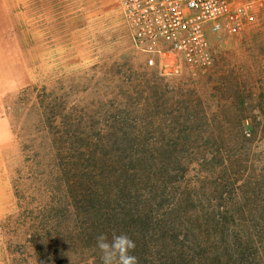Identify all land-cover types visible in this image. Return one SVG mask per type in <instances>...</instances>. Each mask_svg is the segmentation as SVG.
Listing matches in <instances>:
<instances>
[{
	"label": "rangeland",
	"instance_id": "374dc122",
	"mask_svg": "<svg viewBox=\"0 0 264 264\" xmlns=\"http://www.w3.org/2000/svg\"><path fill=\"white\" fill-rule=\"evenodd\" d=\"M7 3L20 52L7 50L0 72V264L51 263L67 188L55 162L97 143L117 114L145 125L155 147L168 143L161 128L187 125L176 111L264 110V3L240 33L212 35L199 64L139 48L118 0ZM161 161L153 171L165 176Z\"/></svg>",
	"mask_w": 264,
	"mask_h": 264
},
{
	"label": "trees",
	"instance_id": "16d2710c",
	"mask_svg": "<svg viewBox=\"0 0 264 264\" xmlns=\"http://www.w3.org/2000/svg\"><path fill=\"white\" fill-rule=\"evenodd\" d=\"M174 113L187 125L161 128L167 144L117 114L97 143L55 162L67 188L50 264H102L96 237L113 233L135 241L138 264H264V110Z\"/></svg>",
	"mask_w": 264,
	"mask_h": 264
},
{
	"label": "built area",
	"instance_id": "2783aa9c",
	"mask_svg": "<svg viewBox=\"0 0 264 264\" xmlns=\"http://www.w3.org/2000/svg\"><path fill=\"white\" fill-rule=\"evenodd\" d=\"M136 45L167 50L192 63L212 58V35L240 33L264 0H118Z\"/></svg>",
	"mask_w": 264,
	"mask_h": 264
},
{
	"label": "clouds",
	"instance_id": "9594fccd",
	"mask_svg": "<svg viewBox=\"0 0 264 264\" xmlns=\"http://www.w3.org/2000/svg\"><path fill=\"white\" fill-rule=\"evenodd\" d=\"M96 248L100 253L102 264H138V258L131 253L136 248L135 241L127 234L113 233L96 237Z\"/></svg>",
	"mask_w": 264,
	"mask_h": 264
},
{
	"label": "crops",
	"instance_id": "0c3cea01",
	"mask_svg": "<svg viewBox=\"0 0 264 264\" xmlns=\"http://www.w3.org/2000/svg\"><path fill=\"white\" fill-rule=\"evenodd\" d=\"M7 50L19 51V47L7 0H0V59H3L0 60L1 73L5 69L4 58Z\"/></svg>",
	"mask_w": 264,
	"mask_h": 264
}]
</instances>
